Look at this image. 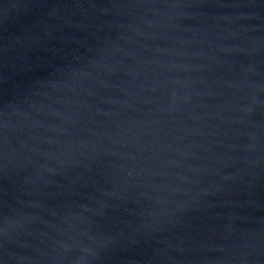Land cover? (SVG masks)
<instances>
[{"label": "water", "instance_id": "water-1", "mask_svg": "<svg viewBox=\"0 0 264 264\" xmlns=\"http://www.w3.org/2000/svg\"><path fill=\"white\" fill-rule=\"evenodd\" d=\"M0 264H264V0H0Z\"/></svg>", "mask_w": 264, "mask_h": 264}]
</instances>
